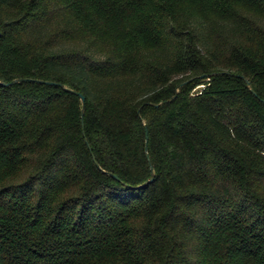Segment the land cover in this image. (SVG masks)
<instances>
[{"label":"trees","instance_id":"trees-1","mask_svg":"<svg viewBox=\"0 0 264 264\" xmlns=\"http://www.w3.org/2000/svg\"><path fill=\"white\" fill-rule=\"evenodd\" d=\"M0 35V264H264V0H0Z\"/></svg>","mask_w":264,"mask_h":264},{"label":"water","instance_id":"water-1","mask_svg":"<svg viewBox=\"0 0 264 264\" xmlns=\"http://www.w3.org/2000/svg\"><path fill=\"white\" fill-rule=\"evenodd\" d=\"M0 37H1V35H0ZM202 78H203V79L210 78V75H205V76H203ZM19 82H21V80L13 81V82L10 83V84L2 83V85L5 86V87H10V86H12V85H14V84H16V83H19ZM39 83H41V84H47V85H50V86L63 87L62 84H58V83L42 82V81H40ZM67 90L70 91L71 93L75 94V95L80 96L81 101H82V104H83V115H84V109H85V105H86V98H85V96H83L82 94L78 93V92L75 91V90H69V89H67ZM175 98H176V96H175L173 99H175ZM83 128H84V122H83ZM84 135H85V133H84ZM86 143H87V146H88V148H89V150H90V152H91V154H92V156H93V159H94L95 164H96L97 166H99V164H98V162H97V160H96V158H95V156H94V154H93V151H92V148H91L90 144H89L87 141H86ZM113 177H115L116 179H118L117 176H114V175H113ZM154 180H155V176L153 175L152 178H151V180H150L149 182H147L145 185L141 186V187H146L147 185H150L151 183L154 182Z\"/></svg>","mask_w":264,"mask_h":264}]
</instances>
